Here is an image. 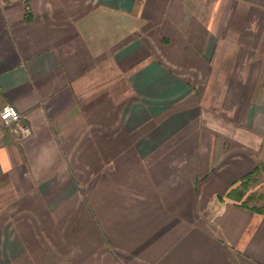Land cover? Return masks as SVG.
I'll return each instance as SVG.
<instances>
[{"label":"crops","instance_id":"crops-1","mask_svg":"<svg viewBox=\"0 0 264 264\" xmlns=\"http://www.w3.org/2000/svg\"><path fill=\"white\" fill-rule=\"evenodd\" d=\"M6 104L0 264H264V0H8Z\"/></svg>","mask_w":264,"mask_h":264},{"label":"trees","instance_id":"trees-1","mask_svg":"<svg viewBox=\"0 0 264 264\" xmlns=\"http://www.w3.org/2000/svg\"><path fill=\"white\" fill-rule=\"evenodd\" d=\"M264 168L263 164H260L257 168H255L254 171L247 174L242 180H240L237 184H235L228 192V197L233 198L239 202H241L243 205L251 206V204L258 200L263 199L264 194L253 191L252 185L257 180V174ZM253 208L255 210H258L259 212L264 211V207H258L257 205H253Z\"/></svg>","mask_w":264,"mask_h":264},{"label":"built area","instance_id":"built-area-1","mask_svg":"<svg viewBox=\"0 0 264 264\" xmlns=\"http://www.w3.org/2000/svg\"><path fill=\"white\" fill-rule=\"evenodd\" d=\"M8 0H0V9L7 5ZM0 119L6 125L12 124L14 121H21L23 119V114L14 104H6L0 108ZM29 129L28 126H26Z\"/></svg>","mask_w":264,"mask_h":264},{"label":"rangeland","instance_id":"rangeland-1","mask_svg":"<svg viewBox=\"0 0 264 264\" xmlns=\"http://www.w3.org/2000/svg\"><path fill=\"white\" fill-rule=\"evenodd\" d=\"M260 183H261V182H260ZM257 185H259V183H258ZM257 185L254 186V191H255L257 194H259V192H260L259 190L262 191V189H261V188H258Z\"/></svg>","mask_w":264,"mask_h":264}]
</instances>
